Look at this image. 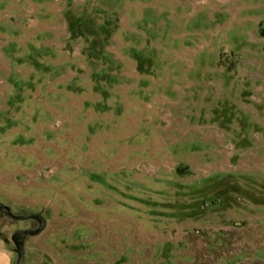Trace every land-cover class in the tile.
<instances>
[{"label": "rangeland", "instance_id": "rangeland-1", "mask_svg": "<svg viewBox=\"0 0 264 264\" xmlns=\"http://www.w3.org/2000/svg\"><path fill=\"white\" fill-rule=\"evenodd\" d=\"M263 30L264 0H0L25 263L264 264ZM34 223L0 212L10 264Z\"/></svg>", "mask_w": 264, "mask_h": 264}, {"label": "water", "instance_id": "water-1", "mask_svg": "<svg viewBox=\"0 0 264 264\" xmlns=\"http://www.w3.org/2000/svg\"><path fill=\"white\" fill-rule=\"evenodd\" d=\"M0 211L5 212L8 216L15 220H36L38 222L37 227L32 228H20L17 229L11 236L12 241L15 244L14 251L18 254V258L14 264H24L26 256V244L31 237L39 236L47 227L48 219L42 213H28L17 214L13 211L12 207L8 204L0 203Z\"/></svg>", "mask_w": 264, "mask_h": 264}, {"label": "bare ground", "instance_id": "bare-ground-1", "mask_svg": "<svg viewBox=\"0 0 264 264\" xmlns=\"http://www.w3.org/2000/svg\"><path fill=\"white\" fill-rule=\"evenodd\" d=\"M0 264H10L9 257L6 252L0 250Z\"/></svg>", "mask_w": 264, "mask_h": 264}, {"label": "flooded vegetation", "instance_id": "flooded-vegetation-1", "mask_svg": "<svg viewBox=\"0 0 264 264\" xmlns=\"http://www.w3.org/2000/svg\"><path fill=\"white\" fill-rule=\"evenodd\" d=\"M233 60V58L231 57V59L229 60V62H231ZM228 62V63H229ZM234 66V65H233ZM0 212H3V211H0ZM3 213H5V212H3ZM6 214V213H5ZM7 215V214H6ZM32 221H35V223L34 224H32V225H30V228H32V227H37L38 226V222L36 221V220H32ZM0 237H2V233H1V231H0ZM5 241H6V243H9V244H11V245H13V246H15V244L12 242V241H10V240H8V239H5ZM13 248H15V247H13ZM24 264H26L25 262H24Z\"/></svg>", "mask_w": 264, "mask_h": 264}, {"label": "trees", "instance_id": "trees-1", "mask_svg": "<svg viewBox=\"0 0 264 264\" xmlns=\"http://www.w3.org/2000/svg\"><path fill=\"white\" fill-rule=\"evenodd\" d=\"M263 33H264V30H263ZM234 57H235V59L233 60V62H232L233 64L231 65L230 68H233V65H234V68H236V66H237V65H236V64H237V60H236L237 57H236V56H234ZM234 57H233V58H234ZM230 59H231V58H228V60H230Z\"/></svg>", "mask_w": 264, "mask_h": 264}]
</instances>
